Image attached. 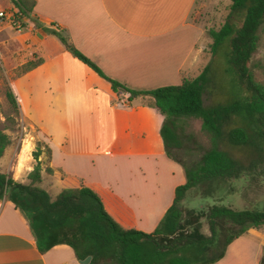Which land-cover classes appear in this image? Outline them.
I'll list each match as a JSON object with an SVG mask.
<instances>
[{"label": "crops", "instance_id": "0c3cea01", "mask_svg": "<svg viewBox=\"0 0 264 264\" xmlns=\"http://www.w3.org/2000/svg\"><path fill=\"white\" fill-rule=\"evenodd\" d=\"M32 1L31 16L38 23L61 31L105 77L131 91L179 86L196 78L195 68L201 70V60L209 59L204 53L209 42L199 46L205 29L189 20L196 0ZM10 38V54L25 51L20 66L38 63L12 80L11 90L38 142L50 150L53 174L42 172L40 187L52 199L63 189L87 187L120 227L152 233L171 207L175 189L185 183L182 167L165 153L163 116L140 98L129 101L128 94L114 93L55 36L33 24ZM31 170L24 180L12 178L27 184ZM257 233L249 230L235 240L215 264H260ZM0 264L78 261L65 245L40 254L25 217L2 200Z\"/></svg>", "mask_w": 264, "mask_h": 264}, {"label": "trees", "instance_id": "16d2710c", "mask_svg": "<svg viewBox=\"0 0 264 264\" xmlns=\"http://www.w3.org/2000/svg\"><path fill=\"white\" fill-rule=\"evenodd\" d=\"M9 2L17 10L22 29L31 23L44 34L55 36L68 53L107 81L114 93L128 94L129 101L148 100L144 105L164 117L160 134L166 156L182 167L185 176V183L175 189L171 207L152 233L127 230L107 214L100 198L87 187L63 189L52 199L40 187L42 172L50 176L53 171L42 169L40 148L45 145L38 142L31 154L36 164L26 177L27 184L15 182L0 171V201L11 202L22 213L40 254L65 245L77 261L91 257L89 264H215L235 240L249 230L264 228V205L261 210L213 205L198 214L188 213V221L181 210L190 192L207 199L231 182L244 181L246 188L264 184V86L249 68L264 34V0H230L224 24L218 30H208L211 60L219 58L225 77V99L207 107L203 95L212 82L209 65L196 78L183 79L179 86L131 91L105 77L61 31L38 23L31 16L32 0ZM37 64H27L22 73ZM6 99L17 113L10 90ZM186 119L199 120L209 141V147L190 168L172 155V150L181 149L179 124ZM9 145L8 135L0 132V159ZM47 153L50 158L48 148ZM202 219L209 235L202 233ZM260 264H264L263 258Z\"/></svg>", "mask_w": 264, "mask_h": 264}, {"label": "rangeland", "instance_id": "374dc122", "mask_svg": "<svg viewBox=\"0 0 264 264\" xmlns=\"http://www.w3.org/2000/svg\"><path fill=\"white\" fill-rule=\"evenodd\" d=\"M230 5V0H196L189 19L193 24L205 29L206 36L201 38L199 46L206 45L209 42V45L205 49L203 48L209 59H203L200 62V67L204 65L202 67L205 68L209 65L212 74V82L203 95L205 107L222 102L225 99L223 86L225 77L223 69L219 66V58H217L218 60H211L209 53L211 40L208 36V30H218L224 24ZM0 12L6 15L5 19L0 18V132L7 134L10 139V145L0 159V171L6 172L10 178L15 176L18 180H24L26 171L36 164L31 154L35 151L38 136L33 127L21 115L18 103V112L16 113L6 99L7 90L12 92V80L22 74L26 65L20 66L24 63L25 51L18 54L9 53L11 50V34L18 28L19 30L22 29L20 27L21 21L18 20L19 15H17V11L9 0H0ZM203 68L201 70L195 68L194 71H199V73L194 77L201 74ZM249 68L255 80L264 86V34H262L260 48L252 57ZM12 94L16 99L17 95L15 96L13 92ZM138 101L144 104L148 100L140 98ZM200 125V121L196 119L182 120L179 124L182 146L178 151L172 150V155L187 168L197 162L203 151L209 147L208 138L201 131ZM46 147L42 146L40 148L39 161L42 169L49 166V155ZM54 185L57 193L59 185L57 183ZM213 205H223L233 210H261L264 205V184L246 188L244 181L231 182L224 186L223 191L219 189L217 194L207 199H202L196 192H190L182 202L181 210L183 217L188 221V213L198 214ZM200 223L202 233L209 235L205 220H200ZM254 237L259 240L263 248L262 258L264 259V228L258 231Z\"/></svg>", "mask_w": 264, "mask_h": 264}, {"label": "water", "instance_id": "95a60500", "mask_svg": "<svg viewBox=\"0 0 264 264\" xmlns=\"http://www.w3.org/2000/svg\"><path fill=\"white\" fill-rule=\"evenodd\" d=\"M91 261V257H87L85 260L83 261H78V264H89Z\"/></svg>", "mask_w": 264, "mask_h": 264}, {"label": "built area", "instance_id": "2783aa9c", "mask_svg": "<svg viewBox=\"0 0 264 264\" xmlns=\"http://www.w3.org/2000/svg\"><path fill=\"white\" fill-rule=\"evenodd\" d=\"M5 17H6V15L3 12H0V18L5 19ZM8 19H10V18L8 17ZM18 30H19V28H18Z\"/></svg>", "mask_w": 264, "mask_h": 264}]
</instances>
